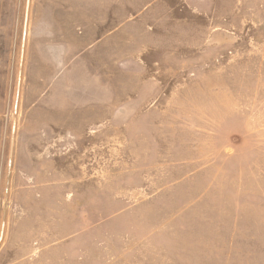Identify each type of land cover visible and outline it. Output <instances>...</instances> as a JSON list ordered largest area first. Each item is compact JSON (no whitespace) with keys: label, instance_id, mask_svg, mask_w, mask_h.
I'll return each instance as SVG.
<instances>
[{"label":"rangeland","instance_id":"obj_1","mask_svg":"<svg viewBox=\"0 0 264 264\" xmlns=\"http://www.w3.org/2000/svg\"><path fill=\"white\" fill-rule=\"evenodd\" d=\"M0 264H264V0H0Z\"/></svg>","mask_w":264,"mask_h":264}]
</instances>
